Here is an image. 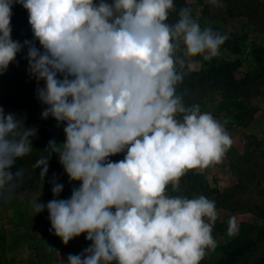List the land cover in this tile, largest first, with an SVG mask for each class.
Masks as SVG:
<instances>
[{"label":"clouds","instance_id":"1","mask_svg":"<svg viewBox=\"0 0 264 264\" xmlns=\"http://www.w3.org/2000/svg\"><path fill=\"white\" fill-rule=\"evenodd\" d=\"M17 3L33 33L23 43L12 39ZM174 11V0H0V75L27 48L41 117L66 136L50 140L33 167L44 179L57 154L69 182H80L67 199L31 205L35 215L47 209L50 232L65 245L82 234L91 242L67 264H200L216 247L215 201L168 189L178 191L189 170L220 162L232 146L210 112L177 92L190 61L218 57L229 35L202 28L189 7L169 22ZM36 134L0 107V196L23 182L16 162L31 155ZM51 183L59 197L64 186ZM238 230L231 217L227 235Z\"/></svg>","mask_w":264,"mask_h":264},{"label":"rangeland","instance_id":"2","mask_svg":"<svg viewBox=\"0 0 264 264\" xmlns=\"http://www.w3.org/2000/svg\"><path fill=\"white\" fill-rule=\"evenodd\" d=\"M258 1L264 9V0ZM186 2L192 10L193 18L202 28L211 26L215 31L234 34L241 49L240 54L234 56L221 47L220 55L211 61L195 57L190 61L191 71L204 68L206 63L237 57L241 61L236 70L237 79L252 74L254 80L242 89L238 97L249 113L241 122L235 120L236 110L233 105L224 106L228 102L224 92L202 90L201 95L196 98L201 111L210 112L225 127L233 143L220 162L203 170H189L180 178L179 190L173 192L169 186L168 194L188 198L203 195L209 200L214 198L218 201L226 193L230 194L232 200L257 203L264 210V68L261 69V64L254 55V50H259L264 61V22L254 23L234 9L230 10L225 0H220L221 6L212 5L210 0ZM57 124L58 122L52 126L51 132L53 139L60 144L65 141L66 136L63 125ZM123 158L124 153L110 157L112 161ZM53 179L64 186L59 197L53 196ZM201 183L209 189L216 188L220 196L214 192L207 193V196L197 190L190 191L192 185L199 188ZM79 184L80 182H69L59 163V156L53 154L44 179L35 175L27 176L13 193L0 196V264H67L69 254H79L90 245L91 242L86 240L84 234L65 245L59 237L41 225L31 210L34 201L47 204L54 198H69L72 188ZM216 209L218 218L212 235L217 244L214 249L206 251L202 260L209 263L219 259L220 245L231 238L227 235L228 220L231 217L236 218L238 229L243 223L253 226L252 232L264 227V220L258 218L253 211L229 210L221 206H216Z\"/></svg>","mask_w":264,"mask_h":264},{"label":"trees","instance_id":"3","mask_svg":"<svg viewBox=\"0 0 264 264\" xmlns=\"http://www.w3.org/2000/svg\"><path fill=\"white\" fill-rule=\"evenodd\" d=\"M230 10L237 11L240 15L245 16L250 21L264 22V9L258 0H225ZM175 11L170 13L169 22L178 19L177 13L183 7H188L186 0H174ZM12 39L23 43L25 40H32L33 33L28 22V12L20 4L12 7ZM220 32V31H219ZM229 39L221 47L230 54L238 56L240 54V45L237 37L228 33ZM36 46H39L38 41ZM27 48H24L16 57V60L9 65L8 70L0 75V107H3L5 113H14L24 121L25 126L37 129V134L32 137L33 150L31 155L17 160L16 168L24 170V178L27 176H39L37 168L33 167L34 162L42 155H47L44 150L48 142L53 139L51 132L52 126L57 121L49 117H41L42 110L46 107L36 96L37 82L28 74V62L26 59ZM254 55L261 69L264 68V61L259 50H254ZM239 58L233 60H219L206 63L205 67L200 70L188 71L183 82L178 85L177 92L183 94L186 105L197 104L203 89L220 90L226 94L228 101L224 106H234L235 120L243 121L249 113L245 111L243 101L239 100V94L244 87L251 84L254 80L252 74H247L241 79H237L236 70L240 67ZM187 71V70H186ZM41 81L39 86L43 87ZM16 169L13 168V171ZM200 191V194L214 192L219 195L218 190L209 189L201 183L199 188L194 184L190 191ZM229 193V192H228ZM208 196V195H207ZM220 196V195H219ZM213 201H216L213 198ZM216 206H221L229 210H250L255 215L264 220V210L257 203H248L243 200H232L230 194H226L222 199L215 202ZM49 213L45 209L36 215L41 225L50 230L51 224L48 219ZM253 226L242 224L234 236L220 245L221 256L218 260L209 263L201 261L200 264H264V227H259L252 232ZM221 230V229H220ZM55 236V235H54ZM262 247V248H261Z\"/></svg>","mask_w":264,"mask_h":264},{"label":"built area","instance_id":"4","mask_svg":"<svg viewBox=\"0 0 264 264\" xmlns=\"http://www.w3.org/2000/svg\"><path fill=\"white\" fill-rule=\"evenodd\" d=\"M10 264H13V263H10Z\"/></svg>","mask_w":264,"mask_h":264}]
</instances>
